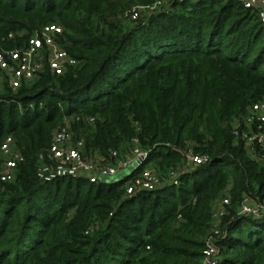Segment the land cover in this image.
<instances>
[{
	"label": "trees",
	"instance_id": "1",
	"mask_svg": "<svg viewBox=\"0 0 264 264\" xmlns=\"http://www.w3.org/2000/svg\"><path fill=\"white\" fill-rule=\"evenodd\" d=\"M153 1L0 0L2 48L56 24L77 60L28 85L0 82V143L10 136L23 157L0 182V264H200L213 224L215 264H264V218L237 214L244 199L264 203V162L233 135L264 101V26L231 0L123 18ZM70 115L82 118L72 130L84 156L137 147L144 166L177 183L125 194L129 176L39 181L37 155ZM187 152L208 160L183 170Z\"/></svg>",
	"mask_w": 264,
	"mask_h": 264
},
{
	"label": "built area",
	"instance_id": "2",
	"mask_svg": "<svg viewBox=\"0 0 264 264\" xmlns=\"http://www.w3.org/2000/svg\"><path fill=\"white\" fill-rule=\"evenodd\" d=\"M188 0H154L150 5L136 6L123 14V18L130 21L144 20L146 16L155 12L168 10L173 3ZM242 8L256 11L259 21L264 26V0H231ZM62 29L56 24H47L36 30L26 38L22 44L12 48L0 46V82L5 80L12 89L20 85H28L46 68L54 75H61L67 69L73 68L77 60L71 57L60 45L59 39ZM12 35L8 34L7 39ZM81 116L70 115L62 118L57 128L52 132L47 149L37 155L39 162L36 177L41 182H48L57 178H82L89 183L105 181L106 176H113L118 170L129 168V176L124 182L125 194L138 191L154 190L166 182L177 183L176 172L169 173L167 178H161L152 168L144 166L146 153L137 147L123 154L116 151L109 153L107 160L97 154L84 156L83 143L76 139L72 125L81 120ZM93 118H86L91 123ZM264 101L251 104L242 119L240 131L234 130L233 135L243 141L251 155L264 162ZM2 168L0 182H9L15 176L16 167L23 161L21 154L14 149L13 139L5 136L0 143ZM206 155H194L187 152L184 156L182 169L207 162ZM140 168L137 174L130 175L133 170ZM125 177V176H124ZM101 178V179H100ZM228 201L222 198L221 206ZM222 210L215 212L212 217L217 219ZM238 215L264 218V203H253L244 199L238 208ZM216 222V221H215ZM209 231L200 264H215L218 248L215 244L216 228Z\"/></svg>",
	"mask_w": 264,
	"mask_h": 264
},
{
	"label": "rangeland",
	"instance_id": "3",
	"mask_svg": "<svg viewBox=\"0 0 264 264\" xmlns=\"http://www.w3.org/2000/svg\"><path fill=\"white\" fill-rule=\"evenodd\" d=\"M149 168H152V166L149 164ZM129 168H126L124 170H118L113 176H106L104 178L105 181L114 182L122 179L124 176L128 174ZM101 179V178H100Z\"/></svg>",
	"mask_w": 264,
	"mask_h": 264
}]
</instances>
